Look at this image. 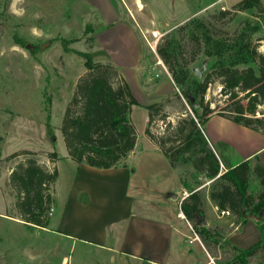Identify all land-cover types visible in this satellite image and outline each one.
I'll return each instance as SVG.
<instances>
[{"label":"rangeland","instance_id":"obj_1","mask_svg":"<svg viewBox=\"0 0 264 264\" xmlns=\"http://www.w3.org/2000/svg\"><path fill=\"white\" fill-rule=\"evenodd\" d=\"M141 1L143 8L138 10L134 0H0V264H61L63 254L69 260L64 264H71V261H86L85 264H152L145 257L137 259L119 253L113 254L108 263V254L92 243L75 240L70 247L66 245L69 242L55 231L60 201L67 195L69 178L66 162L60 159L61 155L68 153L60 127L76 84L87 71L82 52L93 53L96 63H110L118 71L120 68L126 72L128 68L125 70L123 64L116 66L112 60L115 54L118 56L122 51L120 46L123 44L128 46L127 52L132 55L130 42L141 47L145 58L142 66L147 72L144 78L149 77V82H144L141 78L132 79L128 73V78H124L119 71L127 83L129 80L131 91L140 102L133 105L130 111L137 135L134 150L128 158L136 180V186L129 189L136 196L135 209L158 218L162 213L159 207L171 204L175 214L190 191L197 190L203 215L187 219L188 227L186 218H180V228L192 235L195 220L203 219V225L211 229L212 236L204 243L198 235L196 242L201 249L198 253L192 251L190 263L172 253L169 264L235 262L232 261L236 253L225 244L224 239L240 219L230 211L219 217L220 209H212L213 201L208 194L217 180L205 177L190 163L180 164L177 167L187 192L181 199L183 191L178 190L179 177L158 144L147 142L149 137L145 128L148 125L155 137H174L181 120L193 118L200 121L203 106L215 107L218 111L230 103L217 77L208 84L200 105L198 100L187 97L178 88L174 91V85L167 78V75L171 76L168 65L158 53V47L167 42L174 43L179 64L186 65L197 77L204 75L207 63L197 51L196 44L188 39L186 31H178L180 25L190 19H201L215 32L232 33L245 19H249L259 25L252 39L257 49L264 51V12L260 14L255 8H250L232 15L231 8L239 0ZM261 2L264 6V0ZM221 10L226 13L221 15ZM109 45L115 50L113 53ZM193 67L203 68L200 75H196ZM153 102L162 104L164 115H155L148 123L145 105ZM252 117L264 119L263 104L257 106ZM216 119L213 117L207 123L203 121L201 126L209 140H212ZM261 126L264 128V125ZM52 151H56L57 160L60 159L57 165L59 177L52 187L56 211L53 210L47 228L29 226L14 208L16 197L9 184V173L17 162L29 157L52 168L54 163L49 158ZM256 189V185L250 186L251 192ZM170 193L178 194L173 198ZM177 238L174 235L173 244ZM190 240L183 234L184 244L191 245ZM247 264H264L263 251L258 250L247 258Z\"/></svg>","mask_w":264,"mask_h":264},{"label":"trees","instance_id":"obj_2","mask_svg":"<svg viewBox=\"0 0 264 264\" xmlns=\"http://www.w3.org/2000/svg\"><path fill=\"white\" fill-rule=\"evenodd\" d=\"M250 8H255L260 14L264 12L261 0H239L233 4L231 14ZM225 13V10L220 11L221 15ZM258 28V23L249 19H245L232 33L215 32L201 19H190L180 25L178 31L185 30L188 39L196 44L197 51L207 60L206 71L201 77L194 76L186 65L179 64L178 50L174 43L167 42L158 47L157 51L168 65L175 85L184 95L193 97L199 104L208 84L217 77L230 101L218 111H215V107L203 106L199 122L193 118L181 120L174 137H155L146 126L145 134L158 144L171 166L190 163L207 178L218 174L220 162L201 129L203 121L214 111L251 128L264 125V119L252 117L257 106L264 105V51H259L252 39V34ZM82 56L87 71L78 80L65 108L61 134L68 155L73 160L96 168H109L120 163L135 146L137 135L130 111L139 102L114 65L94 62L91 52H82ZM145 107L148 110V123L155 115H164L160 102ZM46 127L49 131V117ZM49 158L52 162L58 159L56 151H52ZM239 170L244 174L250 170L249 161H243L219 175L209 191V197L218 209H228L244 221L247 213L257 215L264 209V167L258 161L253 166L262 187L256 199L247 194L246 177L239 175ZM56 176L55 166L50 168L41 165L33 157L19 161L11 168L9 184L15 191L14 208L27 225L42 228L48 226ZM201 204L199 192L191 190L181 202L180 210L186 219L192 220L195 215H203ZM193 227L204 243L211 238L209 227L199 225L196 220ZM260 230L261 239L246 248H240L224 239L225 244L236 253L232 262L247 264V258L258 250L264 254L261 225Z\"/></svg>","mask_w":264,"mask_h":264},{"label":"crops","instance_id":"obj_3","mask_svg":"<svg viewBox=\"0 0 264 264\" xmlns=\"http://www.w3.org/2000/svg\"><path fill=\"white\" fill-rule=\"evenodd\" d=\"M129 44L132 55L127 52L128 46L123 44V46H120L122 51H119L118 56L115 54L112 63L116 66L123 64L125 70L128 68L126 72L119 68L124 78H128L126 74L128 73L132 79L139 80L141 78L144 82H149L148 76L144 78L147 72L146 69L143 70L142 66L144 56L141 52V47L138 44L135 46L131 42ZM108 47L112 53L115 51L110 45ZM134 51L135 54H133ZM167 78L172 82L175 88L174 91H176L177 86L172 77L167 75ZM128 84L131 89L129 80ZM213 117L217 119L214 121L212 128V140L206 139L218 158L220 167L218 174L209 179L215 181L219 175L228 169L237 167L243 161H249L250 170L245 174L240 170L237 173L246 177V192L256 199L262 187L253 171V166L258 161L264 167V128H251L217 113L209 115L204 123L209 122ZM147 142L155 143L148 138ZM132 151L116 166L109 168H96L85 163H78L68 153L61 155L60 159L65 160L69 173L68 192L63 200L60 201V213L55 222V231L59 233L60 237L69 242L66 245L70 247L75 240L92 243L97 249L103 250L108 254V263L109 261L111 262L115 253L137 259L145 257V260L152 264L171 263L168 261L173 253L179 255L178 259L182 258L190 263L189 259H191L192 251L193 253L195 251L198 253L201 249L196 242L199 238L196 233L193 232L191 235L180 228L181 220L177 216V212L180 211H178V208L174 214L171 204L161 205L159 208L162 213L158 218L150 216L145 211L140 212L135 209L136 196L134 193L129 192L131 187L136 186V180L133 178L134 171L130 169L128 162ZM60 159L53 161L58 177L59 170L57 165ZM172 170L179 177L180 185L178 190L180 192L186 191L185 183L180 179L178 167H173ZM224 182L227 181L224 180ZM251 185H256L257 189L255 192H251ZM170 194L172 195V193ZM177 194H173V198ZM185 195H182L181 199ZM54 199H56L55 192L52 194V208L56 211ZM211 207L212 209H218L215 202L211 203ZM258 214L261 215L259 221L249 217H246L244 221L240 219L238 225L228 232L227 240L240 248L249 247L259 241L262 236L260 225L264 233V209ZM218 216L224 217L225 215L220 214ZM51 217L52 213L49 217L48 226ZM237 218L239 219V217ZM185 222L188 227V220L185 219ZM183 234L190 237L192 240L191 245L190 243H183ZM174 235H177L178 240L173 244ZM199 243L201 244L200 241ZM68 261L67 255L63 254L61 264L69 263ZM85 262L75 263L71 261V264H85ZM233 264L241 263L235 261Z\"/></svg>","mask_w":264,"mask_h":264},{"label":"water","instance_id":"obj_4","mask_svg":"<svg viewBox=\"0 0 264 264\" xmlns=\"http://www.w3.org/2000/svg\"><path fill=\"white\" fill-rule=\"evenodd\" d=\"M204 67H205V63L203 64V68ZM203 68L202 69H198L197 67H193V71H195L196 75H200V73L202 72ZM188 97L193 98L191 96H188ZM246 217L252 218V219H254L256 221H259L261 219V215L260 214L255 215L253 213H247L246 214ZM197 223L204 224L205 223V220L199 219V221H197Z\"/></svg>","mask_w":264,"mask_h":264},{"label":"built area","instance_id":"obj_5","mask_svg":"<svg viewBox=\"0 0 264 264\" xmlns=\"http://www.w3.org/2000/svg\"><path fill=\"white\" fill-rule=\"evenodd\" d=\"M159 62H160V61H158V63H159ZM185 194H186V191H183V195H185ZM52 210H53V208L51 207V208H50V211H49V214H50V215H51V213H52ZM220 213H221V214H228V213H229V210L222 209V210H220ZM177 216L180 217V218H184V214H183L182 211L177 212ZM190 241H192V240H190Z\"/></svg>","mask_w":264,"mask_h":264},{"label":"bare ground","instance_id":"obj_6","mask_svg":"<svg viewBox=\"0 0 264 264\" xmlns=\"http://www.w3.org/2000/svg\"><path fill=\"white\" fill-rule=\"evenodd\" d=\"M134 3L136 5V7L138 8V10L143 8V3L141 0H134Z\"/></svg>","mask_w":264,"mask_h":264}]
</instances>
